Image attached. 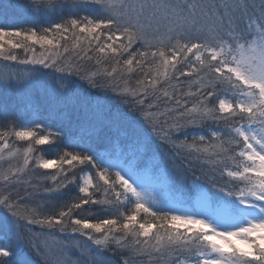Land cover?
Returning a JSON list of instances; mask_svg holds the SVG:
<instances>
[{"label": "snow or ice", "instance_id": "1", "mask_svg": "<svg viewBox=\"0 0 264 264\" xmlns=\"http://www.w3.org/2000/svg\"><path fill=\"white\" fill-rule=\"evenodd\" d=\"M0 62V264H264V0H0Z\"/></svg>", "mask_w": 264, "mask_h": 264}, {"label": "trees", "instance_id": "2", "mask_svg": "<svg viewBox=\"0 0 264 264\" xmlns=\"http://www.w3.org/2000/svg\"><path fill=\"white\" fill-rule=\"evenodd\" d=\"M0 67H1V68H0V71L2 70V68H3V70H5V71H6L7 69H8V70H11V71H13V72L16 71V69H15L14 67H12V68L5 67V64L2 65V62H0ZM3 163H4V162H0V165H2V167H0V171L5 170V169L7 168V166H8V165L5 166Z\"/></svg>", "mask_w": 264, "mask_h": 264}, {"label": "rangeland", "instance_id": "3", "mask_svg": "<svg viewBox=\"0 0 264 264\" xmlns=\"http://www.w3.org/2000/svg\"><path fill=\"white\" fill-rule=\"evenodd\" d=\"M2 65H4V62H2ZM1 68V67H0ZM8 71H10V70H3V68H2V70L0 71V74H2V73H5V72H8ZM5 166L7 165L5 162L3 163Z\"/></svg>", "mask_w": 264, "mask_h": 264}]
</instances>
